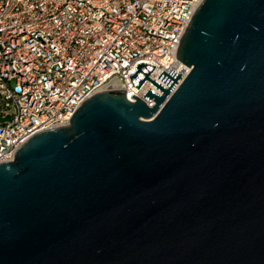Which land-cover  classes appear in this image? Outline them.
<instances>
[{
  "label": "water",
  "instance_id": "95a60500",
  "mask_svg": "<svg viewBox=\"0 0 264 264\" xmlns=\"http://www.w3.org/2000/svg\"><path fill=\"white\" fill-rule=\"evenodd\" d=\"M176 57L0 163V264H264V0H202Z\"/></svg>",
  "mask_w": 264,
  "mask_h": 264
},
{
  "label": "built area",
  "instance_id": "2783aa9c",
  "mask_svg": "<svg viewBox=\"0 0 264 264\" xmlns=\"http://www.w3.org/2000/svg\"><path fill=\"white\" fill-rule=\"evenodd\" d=\"M201 2L0 0V163L36 133L67 124L114 83L129 100L135 94L153 106L144 94L163 92L149 79L138 88L143 72L129 76L138 63L147 62L144 72L155 64L149 77L167 88L163 70L190 68L177 48Z\"/></svg>",
  "mask_w": 264,
  "mask_h": 264
},
{
  "label": "bare ground",
  "instance_id": "6f19581e",
  "mask_svg": "<svg viewBox=\"0 0 264 264\" xmlns=\"http://www.w3.org/2000/svg\"><path fill=\"white\" fill-rule=\"evenodd\" d=\"M190 70V68H184L183 66L181 68H178L177 72L182 75L181 79L187 74V72ZM180 79V80H181ZM114 89H122V86L114 83L112 86Z\"/></svg>",
  "mask_w": 264,
  "mask_h": 264
}]
</instances>
